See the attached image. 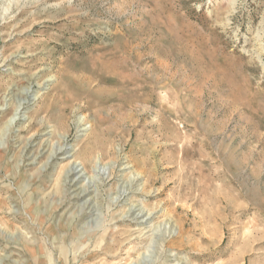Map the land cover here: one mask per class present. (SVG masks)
Listing matches in <instances>:
<instances>
[{
  "label": "rangeland",
  "instance_id": "rangeland-1",
  "mask_svg": "<svg viewBox=\"0 0 264 264\" xmlns=\"http://www.w3.org/2000/svg\"><path fill=\"white\" fill-rule=\"evenodd\" d=\"M0 264H264V0H0Z\"/></svg>",
  "mask_w": 264,
  "mask_h": 264
},
{
  "label": "bare ground",
  "instance_id": "bare-ground-1",
  "mask_svg": "<svg viewBox=\"0 0 264 264\" xmlns=\"http://www.w3.org/2000/svg\"><path fill=\"white\" fill-rule=\"evenodd\" d=\"M82 125H83L82 127H85V124H82ZM86 130H87L86 128H83V129L81 130V132H84V131H86ZM73 170H74V171H78L79 174L82 172V170L80 169V166L77 165V164L74 165ZM82 194H84V192L79 193V194H78V197L82 196ZM145 212H146V211H145Z\"/></svg>",
  "mask_w": 264,
  "mask_h": 264
}]
</instances>
